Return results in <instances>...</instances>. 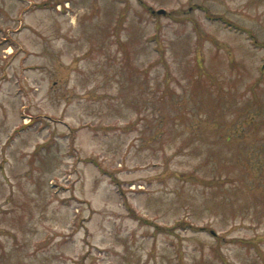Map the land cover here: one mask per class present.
I'll return each mask as SVG.
<instances>
[{"label": "rangeland", "instance_id": "1", "mask_svg": "<svg viewBox=\"0 0 264 264\" xmlns=\"http://www.w3.org/2000/svg\"><path fill=\"white\" fill-rule=\"evenodd\" d=\"M0 264H264V0H0Z\"/></svg>", "mask_w": 264, "mask_h": 264}, {"label": "water", "instance_id": "2", "mask_svg": "<svg viewBox=\"0 0 264 264\" xmlns=\"http://www.w3.org/2000/svg\"><path fill=\"white\" fill-rule=\"evenodd\" d=\"M158 12L159 13H165V10L164 9H160Z\"/></svg>", "mask_w": 264, "mask_h": 264}]
</instances>
